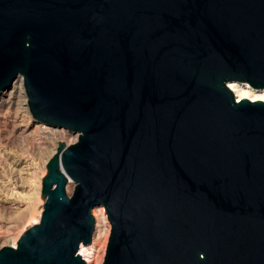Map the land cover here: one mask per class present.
<instances>
[{
  "label": "water",
  "instance_id": "1",
  "mask_svg": "<svg viewBox=\"0 0 264 264\" xmlns=\"http://www.w3.org/2000/svg\"><path fill=\"white\" fill-rule=\"evenodd\" d=\"M77 131L45 162L38 221L0 264H264V0H0V89ZM67 180L72 190L66 191Z\"/></svg>",
  "mask_w": 264,
  "mask_h": 264
},
{
  "label": "rangeland",
  "instance_id": "2",
  "mask_svg": "<svg viewBox=\"0 0 264 264\" xmlns=\"http://www.w3.org/2000/svg\"><path fill=\"white\" fill-rule=\"evenodd\" d=\"M19 75L21 76V74ZM21 94L22 97L24 98L23 105L26 108L25 110L17 111L13 105L8 108L0 107V155H1L0 179H3L4 181L8 182L6 189L4 187L3 188L0 187V203H1L0 204V246L14 245L20 233L26 227L38 221L40 211L42 208V203L44 200L43 195L41 196V178L46 173V166L44 162H46L47 158L51 155V153L55 151V148L58 146L57 141L59 142L62 141L63 146L68 145L77 139V133H78L77 131H70L69 129L64 128L62 126L58 127V126L48 125L33 118L27 106V98H26L23 82H22ZM35 123L41 126L40 128L42 131L33 132L31 130V126L29 124L33 125ZM23 124L25 125L28 124L30 126L25 131L28 133L26 137L28 139L29 138L35 139L34 144H30L26 138L22 140L15 138L16 139L15 142L13 138L11 139L13 141V142L11 141V144H10V140H5L7 142L6 143L3 137L1 136V134L6 133L3 131L4 129L2 128V126L9 125V126L18 127V125H23ZM59 129L63 132L60 137H58L55 133V130H59ZM18 170L20 171V173H19V177H17L18 178L17 180H19L21 184H19L18 181H16L15 184H13L11 181L14 176V175L12 176V171L14 172ZM71 188L72 186L66 187V191L70 192ZM4 189L5 191H3ZM101 207L103 208V205H94L90 209L95 226V229L93 227V231H94V233L92 232L93 236H91V240L88 242V243L92 242L91 243L92 245L94 242L93 245L94 253L92 256L93 257L95 256V259L90 261V264L91 263L95 264L96 259L100 257L101 258L99 263L101 264L105 252L107 236L109 233V229H108V233L106 235L104 243L101 240H96L98 238L97 237L99 232L98 230L101 228V226L100 224H96L97 217L96 215H94L93 210L99 209ZM109 228H110V223H109Z\"/></svg>",
  "mask_w": 264,
  "mask_h": 264
},
{
  "label": "bare ground",
  "instance_id": "3",
  "mask_svg": "<svg viewBox=\"0 0 264 264\" xmlns=\"http://www.w3.org/2000/svg\"><path fill=\"white\" fill-rule=\"evenodd\" d=\"M225 86L231 91L233 97L235 98V100H239L240 98H246V99H250V100H254V99H260V100H264V86L263 87H252L250 85H248L245 82H240V81H236V80H228L225 82ZM22 91V79L21 76L19 74H17L15 76L14 79H12V81L9 83V85L5 88L0 89V107H10V106H14L15 109L17 111L20 110H25V106L23 105V97L21 94ZM26 100V99H25ZM13 107V108H14ZM3 112V111H2ZM5 112V111H4ZM7 112V111H6ZM16 116V115H15ZM14 118V117H13ZM31 126V130L33 132L36 131H42L41 130V126H39L38 124H29ZM28 124H23V125H18V127L15 126H9V125H3L2 128L4 129L3 131L6 132L5 134H1V136L3 137L4 141L5 140H10V144H11V139L14 138V142H15V138H18L20 140L26 138L27 141L30 144H34V140L33 138H27L26 135L28 134L27 132H25L27 130L28 127H30ZM68 131V130H67ZM55 133L58 137H60L62 135V131L59 130H55ZM68 137V136H67ZM66 138V137H65ZM75 138V137H74ZM17 139V140H18ZM72 139V138H71ZM74 140V139H73ZM6 142V141H5ZM13 142V141H12ZM7 143V142H6ZM37 143V142H36ZM38 145V144H36ZM35 146V145H34ZM38 148V147H37ZM22 150V149H21ZM39 150V149H38ZM51 150V149H50ZM20 151V150H19ZM37 151V150H36ZM52 151V150H51ZM38 152V151H37ZM43 154V153H42ZM38 155V154H37ZM41 155V154H40ZM1 156V155H0ZM36 157V156H35ZM39 158V157H38ZM44 159V158H43ZM15 160V159H14ZM19 160V159H18ZM43 162V161H41ZM33 163V162H32ZM45 163V162H44ZM15 167V166H13ZM43 167V166H42ZM18 169V168H17ZM23 169V168H22ZM29 169V168H28ZM8 171V170H7ZM25 171V170H24ZM1 172V171H0ZM8 173V172H7ZM19 173L20 171H12V183L15 184L16 181H18L19 184L20 181L17 180L19 177ZM25 173V172H24ZM27 173V171H26ZM31 174V173H30ZM34 175V174H33ZM25 177V176H24ZM40 181V180H39ZM38 181V182H39ZM7 184L8 182L4 181L3 179H0V187H4L5 189L7 188ZM40 185V184H39ZM19 186V185H18ZM72 186V181L67 180L66 182V187H70ZM65 187V188H66ZM37 188V187H36ZM5 189L3 191H5ZM68 190V189H67ZM72 190V188H71ZM2 191V193H3ZM10 192V191H9ZM7 193V192H6ZM10 195V194H9ZM8 195V196H9ZM5 197V196H4ZM3 202V201H2ZM20 203V202H19ZM1 204V203H0ZM14 204V202H13ZM17 204V203H15ZM22 204V203H21ZM5 207V206H4ZM100 207V206H98ZM98 211V212H96ZM94 215H96V224H100L101 228L98 230V235H97V239L96 240H101L103 243L105 242V238L106 235L108 233V229H109V223L107 221L106 215H105V211L103 210V208H99V209H94L93 210ZM99 226V225H98ZM99 226V227H100ZM97 228V227H96ZM95 229V226H94ZM98 229V228H97ZM94 233V231H93ZM93 233L91 236H93ZM95 235V234H94ZM92 243V242H91ZM91 243H79L78 248H77V252L81 255V257L83 258L85 264H90V261H92L93 259H95V256L93 257V245ZM91 244V245H90ZM103 249V248H102ZM101 258V257H100ZM100 258L96 259L95 264H100ZM92 264V263H91Z\"/></svg>",
  "mask_w": 264,
  "mask_h": 264
}]
</instances>
